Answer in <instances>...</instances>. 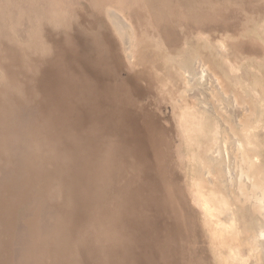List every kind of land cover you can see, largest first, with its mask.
<instances>
[{
  "label": "bare ground",
  "instance_id": "bare-ground-1",
  "mask_svg": "<svg viewBox=\"0 0 264 264\" xmlns=\"http://www.w3.org/2000/svg\"><path fill=\"white\" fill-rule=\"evenodd\" d=\"M84 1L88 14L57 0H0V264L214 263L191 252L200 212L175 167L171 128L152 101L143 103L156 89L158 69L172 85L165 99L183 110V120L195 113L210 123L206 133L191 129L202 135L188 146L197 166L211 168L205 172L215 187L231 183L224 181L222 150L238 157L244 178L221 209L232 229L234 215L246 212L243 245L261 261L264 170L255 149L233 153L236 138L243 143L238 132L253 144V112L216 70L217 58L232 72L239 62L206 28L214 17L206 9L217 5ZM148 36L160 47L152 68L140 50ZM196 196L214 216L200 190Z\"/></svg>",
  "mask_w": 264,
  "mask_h": 264
},
{
  "label": "rangeland",
  "instance_id": "rangeland-1",
  "mask_svg": "<svg viewBox=\"0 0 264 264\" xmlns=\"http://www.w3.org/2000/svg\"><path fill=\"white\" fill-rule=\"evenodd\" d=\"M50 1L51 0H43V4H45L46 6ZM57 1L63 3L65 2L63 6L66 9L70 10V12L75 9L76 10L82 9L85 13L88 14L90 11L88 5L84 0H57ZM212 3L216 4L218 7L216 6L215 10H212V8L206 9V10H210L211 13L214 15L213 18L206 20V25H207L206 28L217 30V31L213 30V35L216 38H221L223 41H225L226 45L229 48L228 53L232 55L235 54L236 56H238V61H239L235 64L236 67L238 66L237 71H235L236 72L235 73L232 72V70H230V67L225 59L221 58L219 60V58H217L216 70L219 76L223 78V80H225L231 86V90L234 91V94L237 93L236 94L237 96L243 98V102H245V104H247L250 107L251 112H253L250 113L249 115V118L252 120V122H254L253 124L254 128L253 129L251 128L250 130L252 134L254 133L253 144H248L247 138H245L247 133H239L237 130L239 138L243 140V143H241V141L237 140L238 138H236L234 145L235 151H233V153H237L239 151L241 152L244 149L246 150L255 149L256 152L260 154V156L258 155L257 163L260 165L262 170H264V163H263L264 162V106H263L264 105V0H212ZM207 12L208 11H206V14H208ZM155 41L156 40L153 37L148 36L145 44H142V42H140V50L145 55L147 66L151 68L152 66L158 65L160 60V58L157 55V52H159L160 47H158L157 45L156 46L152 45L155 44ZM205 53L206 55H208L209 51L205 50ZM158 72H159V80L156 81V89H154L152 93H149L148 95L145 96V101L143 103H148L149 101V103L151 104L153 102V108L156 110V112H158L161 115L166 126L171 128L173 133L171 134L173 136L171 140L173 141L174 144L173 157H174L175 167L177 169L178 174L181 177L180 179L185 188L184 191L188 195L191 205L196 209L197 212H200L198 213V222L200 221L199 222L200 224L201 222L203 223L202 225H200L202 227V230L201 233L198 236H196V238L194 239V244L191 245L190 247L191 252L194 251L197 252L198 254L199 252H203L204 254L209 255L211 262L212 263L214 262L213 264H222V263L230 264L231 262L232 263L235 262L233 264H246V263L261 264L263 262L262 264H264V258L261 259V261H259L260 259L256 260L255 258H252L246 247L243 245V240H242L243 239L242 230L244 228L243 224L248 219L246 212H242L241 210H239L238 213L234 215L237 221L234 227L232 225L233 227L232 229L229 226V223H226V222H230V220L228 221L227 219V215H226L227 212L221 209L223 199L228 200L227 193H229L230 191H233V193H235L238 189V185L244 178L242 175L243 173L240 169L241 167L238 157H235V154L231 155V153L228 150L225 149L222 150L221 161L225 165V169H227L229 172V174L227 172L226 178L224 176V181L226 182L227 178L231 177L229 180L231 181V183L229 185H228L229 182L227 183V190L221 189L219 187H215L212 184V181L208 179L209 178V176H207L208 173L205 172V170H210L211 168L209 167L204 168L197 166V163L193 159L194 153L188 146V144L196 143L199 140L200 136L202 135L201 133H193L191 129L193 127H200L203 128L204 133H206V130L210 125V123L209 121H207L206 119L202 118L201 116L195 113H191L190 116H187L186 119L183 120V112H182L183 110L182 111L176 110L171 105H169V103L167 102L168 100L166 101L165 99V97L169 96V89L172 88L171 83L168 82L163 83L164 79H163L162 71L158 69L157 74ZM255 84L256 86H254ZM161 87L162 88L164 87L165 89H161ZM221 94H223V92L219 93L218 95L221 101L218 104V108L221 112L225 113V110L228 108L227 106L228 103H226L225 101L226 100L225 95L223 98ZM162 99L163 100L165 99L164 100L165 102H163ZM221 105L223 106L221 107ZM171 109L172 111H170ZM253 116L255 119L253 118ZM236 143H238L239 145L241 144V147H237L236 145L238 144ZM258 146L259 149L256 148ZM259 151L260 152L262 151L263 153L262 152L260 153ZM232 162L233 164H231ZM226 165H228V167ZM230 172H233L234 174L232 175V173ZM214 179L215 180L217 179V181L223 180L220 174L218 173L214 175ZM232 183H233L232 185L233 187L231 186ZM229 186H231V188ZM198 190H200L202 196V199L200 201L203 202L202 200H206L215 209V211L213 212L214 216L208 215L203 207V204L199 203V199L196 196ZM191 197L193 200H191ZM197 206L200 207L198 210H197L198 208ZM231 206H232L231 208L233 209L232 212L236 213V206L234 205ZM205 216L207 219L205 218ZM208 218H213V219L210 220ZM207 222L208 223L210 222L209 225ZM216 226L218 227V229H220V231L217 228H213ZM221 227L224 229H221ZM223 231L224 233H222ZM230 231L232 234L230 233ZM205 237H207V239H204ZM217 250L220 251V253ZM237 251L238 253H236ZM231 252L234 253L232 254Z\"/></svg>",
  "mask_w": 264,
  "mask_h": 264
}]
</instances>
